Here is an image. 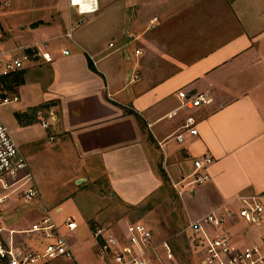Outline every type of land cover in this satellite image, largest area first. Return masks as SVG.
<instances>
[{
  "label": "crops",
  "instance_id": "obj_1",
  "mask_svg": "<svg viewBox=\"0 0 264 264\" xmlns=\"http://www.w3.org/2000/svg\"><path fill=\"white\" fill-rule=\"evenodd\" d=\"M124 1L99 0L98 13L81 17L69 0H0L12 20L37 17L20 28L41 36L19 44L20 50L62 41L55 47L52 64L38 60L23 70L24 82L11 96L20 102L28 85L38 87V92L37 102L14 112L17 130L22 133L31 127L32 122H20L30 109L58 111L64 122L55 133H70L71 146L64 140L57 146L80 165L74 173L76 184L89 181L79 178L82 175L93 181L105 178L111 197L133 207L165 186L161 172L174 187L194 174L196 159L210 156L213 164L207 169L208 181L178 186L183 220L195 222L210 213L232 209L235 216L225 229L237 239L235 243L262 244L264 234L246 235L244 222L237 216V200L264 195V0H199L190 10L167 4L161 27L128 37L127 43L107 55L92 46L96 38L89 34L77 38L74 31L70 41L75 48L64 44L66 34L82 18L86 25L97 23L106 8L125 17ZM111 45L109 48H114ZM123 49L127 50L120 54ZM64 50L70 55L64 56ZM43 69L46 75L41 77L36 72ZM182 91L207 94L211 104L181 110L168 119L167 115L180 107L178 93ZM189 114L198 119L199 135H187L182 144L167 141ZM45 201L47 207L58 206L57 216L63 213V199ZM102 204L81 211L87 219H101L97 209ZM201 206L204 213L197 212ZM60 216L57 221L73 217ZM35 217L33 209L27 224ZM128 222L122 219L112 229L123 231Z\"/></svg>",
  "mask_w": 264,
  "mask_h": 264
},
{
  "label": "rangeland",
  "instance_id": "obj_2",
  "mask_svg": "<svg viewBox=\"0 0 264 264\" xmlns=\"http://www.w3.org/2000/svg\"><path fill=\"white\" fill-rule=\"evenodd\" d=\"M169 1L170 3H168ZM198 2L199 0H125V17L122 16V12L115 11V14L114 12L112 14L111 12L114 10L106 8L101 12L97 23L86 25L85 21L82 27L74 29V34L76 37L80 35L84 38H87L89 34L91 39L96 38L92 46L97 50H103L104 55H107L127 43L128 37L141 36L161 27L165 22L167 4L168 7L175 9L190 10L196 8ZM200 10L197 9L196 11L200 12ZM35 19H37L36 16H19L12 20V17L6 11V5L3 2L0 3V62L3 63L12 56L20 54L22 51L20 48L22 47L19 44L39 39L40 33L22 32L20 28L22 23ZM72 41L66 38L64 44H69V47L74 49L75 46L72 45ZM59 42L62 41L55 40L51 42L48 45V51L53 54L55 47H60L61 43ZM110 44L114 48H109ZM133 49L131 50L133 51ZM126 50H120V54H124ZM36 73L41 77L46 75L44 69ZM17 74L19 73L11 75L6 84H3L1 80L8 97L17 94L18 86H15ZM37 92L38 87L28 85L19 96L20 102H12L2 107L0 113L11 130L13 138L21 147L22 153L29 161L35 182L41 197H43L42 204L46 205L43 199L44 201L48 199L50 202L54 198L55 200L63 199L64 202L61 204L63 208L62 215L57 216L54 211L58 206L49 207L53 210V217L57 220L60 215L63 219L66 218L65 216H73L77 224L79 223V229L74 234L75 236L68 235L75 259L72 261L54 260L48 264H104L98 259V246L95 245L92 233L98 227L116 229V224L122 219L139 222L152 230L156 245V252L152 254L155 264H202L199 241L190 232V222L187 223L183 220L180 196L172 185L165 182V186L159 193L137 207L123 205L111 197V190L108 188L105 178L93 181L92 178L82 175L79 178H88L89 181L86 185L76 184L74 173L80 169V165H78L72 154L68 155L66 153L70 160L66 157V154L59 151L57 146L61 140L71 146L69 144L71 141L69 138L70 133L66 132L60 135L55 133V129L62 128L64 122L61 113L42 110V108L30 109L25 115H21L20 122L21 124L32 122L31 127L22 133L17 130L18 124L14 112L23 109L28 103L37 102ZM41 118L52 124L50 129L44 130L40 127ZM143 127L142 125L144 131ZM50 137H54L55 141L51 142ZM3 195L0 192V197ZM100 202H103V204L99 205L100 209H97V211L100 214L98 218L101 219L85 218L87 214L85 213L84 216L82 211L88 207V210L90 208L93 210ZM201 207L196 210L204 213V207ZM33 209L34 206L23 204L16 195L11 196L0 207L6 225L14 228L27 225V219H31L30 211ZM57 222L61 223L62 221L58 220ZM243 225L246 228V235L257 234L261 236L264 234V226H252L245 222ZM233 240L235 242L237 239L233 238ZM165 242L168 243L172 252V259L170 260L164 254L165 250L162 249ZM253 242L244 245H256L264 249V242L262 244L258 241Z\"/></svg>",
  "mask_w": 264,
  "mask_h": 264
},
{
  "label": "built area",
  "instance_id": "obj_3",
  "mask_svg": "<svg viewBox=\"0 0 264 264\" xmlns=\"http://www.w3.org/2000/svg\"><path fill=\"white\" fill-rule=\"evenodd\" d=\"M69 4L81 17L99 12V0H69ZM84 23L85 19H80L66 34V38L71 40L74 29ZM28 49L34 50V54H28ZM140 54V51L136 52V55ZM63 55L69 56L70 51L64 50ZM38 60L45 64L54 62V56L48 51L47 44H44L43 48L36 46L22 49L20 54L12 56L3 63L0 62V109L19 101L17 96H6L1 80L23 71L29 64ZM178 98L181 105L167 115L168 119L177 116L181 110H198L210 105L212 101L207 94L191 95L184 91L178 93ZM198 124L196 116L189 114L179 130L166 140L173 139L182 144L187 135L197 137ZM40 125L44 130H48L52 124L41 118ZM49 140L54 142L55 138L50 137ZM212 164L213 159L210 156L196 159L194 174L188 180H183L181 184L185 182L186 186L204 184L209 180L207 169ZM181 184L174 185V188L177 190ZM0 192L4 194L0 197V207L11 196L16 195L23 204L34 206L36 211L34 220L18 228L7 226L0 211V264H47L59 259L71 261L75 259L68 235L78 229L77 222L73 217H68L58 223L53 217V210L42 204L41 193L29 161L13 138L1 113ZM237 201L239 204L237 216L246 224L260 226L264 222V195L241 196ZM233 216L235 212L232 209H225L190 222V232L199 241L202 264H264V249L256 245H237L225 229L227 222ZM93 237L98 246V259L104 264H155V259L152 258V254L156 252L154 235L144 224L128 222L123 231L98 227L93 232ZM162 249L165 250L164 254L167 258L172 259V252L167 242L163 244Z\"/></svg>",
  "mask_w": 264,
  "mask_h": 264
},
{
  "label": "trees",
  "instance_id": "obj_4",
  "mask_svg": "<svg viewBox=\"0 0 264 264\" xmlns=\"http://www.w3.org/2000/svg\"><path fill=\"white\" fill-rule=\"evenodd\" d=\"M27 53L30 54V55H33L34 54V50H31V49H28L27 50ZM9 78V77H8ZM8 78H4L2 79V83L3 84H6V81ZM14 82V81H13ZM24 82V79H23V72H19V74H17V80L15 81V85H21L23 84ZM5 87V86H4ZM161 177L163 178L164 182H167V178H166V175L164 172H161Z\"/></svg>",
  "mask_w": 264,
  "mask_h": 264
}]
</instances>
